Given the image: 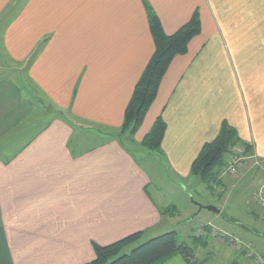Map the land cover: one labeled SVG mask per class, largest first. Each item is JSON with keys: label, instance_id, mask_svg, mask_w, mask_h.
Returning a JSON list of instances; mask_svg holds the SVG:
<instances>
[{"label": "crops", "instance_id": "1", "mask_svg": "<svg viewBox=\"0 0 264 264\" xmlns=\"http://www.w3.org/2000/svg\"><path fill=\"white\" fill-rule=\"evenodd\" d=\"M148 7L166 35L195 10L201 30L170 63L140 130L126 138L118 128L154 50ZM11 69L29 92L0 80V264H88L94 244L142 232L141 244L175 231L166 224L174 216L161 211L177 206L156 204L150 174L132 153L157 118L166 124L162 153H146L161 160L165 176L189 179L200 148L226 121L259 159L250 179L264 178V0H0V72ZM41 103L50 108L38 115L42 123L19 127ZM77 120L93 126L77 128ZM91 133L104 139L93 145ZM250 162L222 178L219 192ZM221 213L200 222L227 234ZM240 227L264 249V229ZM241 240L264 260L257 242ZM192 250L196 264L216 252L251 264L208 233Z\"/></svg>", "mask_w": 264, "mask_h": 264}, {"label": "trees", "instance_id": "2", "mask_svg": "<svg viewBox=\"0 0 264 264\" xmlns=\"http://www.w3.org/2000/svg\"><path fill=\"white\" fill-rule=\"evenodd\" d=\"M146 13L154 50L133 87L123 113L122 123L118 128L119 136L128 138H132L142 127L147 111L156 98L160 82L172 60L176 56L187 53L189 42L198 36L201 30L197 10L193 12L184 25L170 35L163 32L158 17L149 7L146 8ZM20 81L23 88H19L29 92L24 82ZM165 131V122L162 118H157L142 138L141 147L150 154L161 155V143ZM237 148L243 152L246 158L251 160L252 166H256L253 163L259 160L253 159L254 154L251 145L238 136L235 128L223 121L214 139L203 144L192 161L190 177L214 190L215 185H218L222 180L220 171L227 164L233 150ZM188 193L192 196L189 191ZM161 212L173 216L177 214L174 206ZM142 237L143 233L137 232L106 246L94 244V259L88 264H164L176 254L181 255L186 264H190L189 261H191L194 251L187 244H178L175 231L163 233L138 244ZM190 238L196 244L204 237H197L192 232ZM240 255L244 256L243 252Z\"/></svg>", "mask_w": 264, "mask_h": 264}, {"label": "rangeland", "instance_id": "3", "mask_svg": "<svg viewBox=\"0 0 264 264\" xmlns=\"http://www.w3.org/2000/svg\"><path fill=\"white\" fill-rule=\"evenodd\" d=\"M17 73L22 74V72H18L14 70L12 71L9 70L8 72L7 71L0 72V80L8 78L14 81L15 83H19L18 87L23 88L22 82L18 78ZM29 96L32 95L29 94ZM35 107L36 108L34 110L32 108L29 109V112L26 114L23 123H21V121L18 122L17 125L19 127L40 124L42 123V121H40L41 119H37L38 115L40 116L41 114H44L48 116L47 111L49 108H47L48 106L45 103L44 104L41 103ZM77 123H79L77 128L79 126H93V123L86 122L84 120H77ZM93 132L97 133L95 129H93ZM96 133H91L92 137H90V139L93 145L100 144L99 141L104 139L97 137ZM237 150L238 148L236 149V151ZM146 152L147 151L143 149L141 146L139 147V150L132 149V153L136 158V160L138 161V163L143 168H145L146 171H148V173L150 174L151 183L147 190L148 193L152 196V198L156 202V204L161 205L162 202L169 201L170 204L173 203L175 206H177L178 213L174 216V220L172 222H167L166 224L168 226H171L172 229L176 231L178 244L184 243L190 246L191 248L193 247V245L195 244L194 241L191 238L190 239L188 238V231L190 230L187 226L189 224V221H192L193 219H194L193 221H196L192 225V232H195V228L199 224H206L205 222L204 223L200 222L203 221V216L215 215L204 209L199 210L197 204L202 206L212 205L222 212L219 221L223 220L227 222V224H225L227 232H229L233 236L240 237L239 240H241V238L242 239L246 238L248 240H251L252 242L255 243L257 242L256 249L258 251L263 252L264 255V249L259 248L260 243L255 237V235L246 234L244 231L241 230L240 227V225L241 226L246 225L251 229H253L254 232L257 230L264 229V220L261 219L260 214L258 215V209L252 199V194L260 188V186L258 187V185H260L259 183L264 181V178L259 176L261 178L257 177L255 179L254 178L250 179L251 178L250 175H254L253 173L255 172L256 167L258 169L261 168V164L259 161H258L259 162L258 165L256 166H252L250 162L245 168L246 174L244 177L242 178H239L238 176L234 177L236 178V180L237 178L239 179L238 182H236L238 184L235 185L236 180L235 181L231 180L228 182L229 183L228 185L229 186L234 185V186L230 190L227 189L226 192L221 191L223 193H220L219 192L220 189L218 185H215L216 186L215 189L212 190L211 187L207 188L201 182H197L196 180H194L193 177H189V179H184L181 183L180 181L178 183V180L176 178L174 177L171 178L166 173L165 176L163 172H161V169L163 170L161 160L157 156H151ZM255 159L259 160L258 158ZM178 184L182 185V190L185 191L186 193L185 196L187 197L183 196L182 199V194H180V192L177 189ZM252 187H257V188L253 189V191L250 193L249 189H251ZM188 191L191 193L192 196H190ZM216 232L218 234L213 238L218 237V239L222 240V238H220L222 232H218V231ZM229 233H227V236H231ZM241 241L244 242V240ZM237 253L241 254V252H237ZM178 256H180L181 258V255L176 254L172 257L174 259L173 261H170L169 264H178L177 262ZM195 256H199V255L193 253V256L191 257L192 259L191 261H189L190 264H196ZM206 258H207L206 253H202V259L199 264H230V260L228 259V257L223 256L221 252L214 253L213 257L208 261ZM182 261L181 264H184V262Z\"/></svg>", "mask_w": 264, "mask_h": 264}, {"label": "built area", "instance_id": "4", "mask_svg": "<svg viewBox=\"0 0 264 264\" xmlns=\"http://www.w3.org/2000/svg\"><path fill=\"white\" fill-rule=\"evenodd\" d=\"M255 159L256 157L253 156ZM246 157L242 154L241 150H233L230 159L227 164L220 171V178L225 177L226 175L232 176L235 175L241 168H244ZM259 162L254 161L253 165H258ZM252 199L261 215V219L264 220V184L252 194ZM208 228V229H207ZM209 234L210 237L216 236L218 233L212 227L210 223L199 224L195 228L194 234L198 237H204L206 234ZM220 238L226 242L228 249L232 252H243L244 259H247L251 264H264V260L254 253L249 242H242L234 236H227L226 233H221Z\"/></svg>", "mask_w": 264, "mask_h": 264}, {"label": "water", "instance_id": "5", "mask_svg": "<svg viewBox=\"0 0 264 264\" xmlns=\"http://www.w3.org/2000/svg\"><path fill=\"white\" fill-rule=\"evenodd\" d=\"M197 206L199 207V210L204 209V210L211 212L213 214H219L220 213V210L217 209L216 207L212 206V205L202 206V205L197 204Z\"/></svg>", "mask_w": 264, "mask_h": 264}]
</instances>
